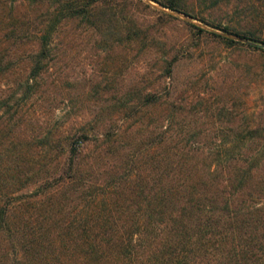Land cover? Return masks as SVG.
<instances>
[{
	"label": "rangeland",
	"instance_id": "rangeland-1",
	"mask_svg": "<svg viewBox=\"0 0 264 264\" xmlns=\"http://www.w3.org/2000/svg\"><path fill=\"white\" fill-rule=\"evenodd\" d=\"M179 1L185 12L153 0H103L91 16H61L26 84L40 50L36 21L54 7L0 0V151L17 152L23 168L47 169L61 189L58 174L70 163L66 141L83 131L89 139L73 165L93 163L91 172L83 167L105 193L110 175L126 160L135 171L150 148L181 151V162L198 165L202 178L203 154L217 152L211 189L220 183L229 198L228 229L237 224L239 234L255 225L251 249L258 252L264 245V0ZM65 194L63 216L80 193Z\"/></svg>",
	"mask_w": 264,
	"mask_h": 264
},
{
	"label": "trees",
	"instance_id": "trees-1",
	"mask_svg": "<svg viewBox=\"0 0 264 264\" xmlns=\"http://www.w3.org/2000/svg\"><path fill=\"white\" fill-rule=\"evenodd\" d=\"M31 1L52 4L54 9H45L36 21L40 50L26 84L40 68L59 18L91 16L103 0L27 3ZM153 1L185 12L179 0ZM88 139L82 131L66 141L70 163L58 174L64 182L61 189L47 169L23 168L17 152L2 156L0 151V264H264V245H258V252L251 249L255 225H243L246 229L239 234L233 230L237 224L227 228L233 216L225 211L229 198L222 195L220 183L211 189L217 169L210 164L217 152L203 154L202 178L198 165L181 162V151L168 145H160L158 151L150 148L135 163V171L126 160L112 173L105 193L90 183L83 167L91 172L93 163L73 165ZM101 139L108 144L107 136ZM30 184L36 191H23ZM75 189L80 194L63 216L61 200L67 198V190Z\"/></svg>",
	"mask_w": 264,
	"mask_h": 264
},
{
	"label": "water",
	"instance_id": "water-1",
	"mask_svg": "<svg viewBox=\"0 0 264 264\" xmlns=\"http://www.w3.org/2000/svg\"><path fill=\"white\" fill-rule=\"evenodd\" d=\"M264 44V43H263Z\"/></svg>",
	"mask_w": 264,
	"mask_h": 264
}]
</instances>
